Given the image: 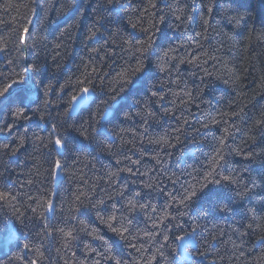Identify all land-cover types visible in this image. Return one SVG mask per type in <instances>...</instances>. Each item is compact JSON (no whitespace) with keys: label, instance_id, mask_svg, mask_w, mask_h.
I'll list each match as a JSON object with an SVG mask.
<instances>
[{"label":"trees","instance_id":"1","mask_svg":"<svg viewBox=\"0 0 264 264\" xmlns=\"http://www.w3.org/2000/svg\"><path fill=\"white\" fill-rule=\"evenodd\" d=\"M149 2L0 0V46L7 44L0 52V73L7 76L14 68L27 77L25 83L10 89V96L0 97V128L12 126L10 132H0V188L19 194L10 204H0V264H29L37 248L44 253L40 264H94L95 260L114 264L89 252L85 244L101 253L111 247L112 254L127 264H139L141 257L153 255V264H170L173 252L180 256L189 241L191 260L180 259L176 264H264V244L257 243L264 235V123L256 124L264 120V0H151L155 8ZM6 3L12 7L5 10ZM193 7L196 12L191 11ZM176 15L184 19L178 21ZM189 15L194 17L191 24L186 19ZM234 17L240 18L239 23ZM205 19L207 26L202 24ZM130 23H138L137 29ZM23 27L30 34L26 50L17 42V30ZM133 31L145 45L151 44L145 69L134 75L139 57L123 44ZM168 48L177 49L172 55L185 63L170 61L165 65L169 71H160L153 52ZM30 65L35 70L24 73L23 68ZM125 70L130 83L118 75ZM88 74L91 101L72 114L69 101L78 90L76 82ZM0 82L9 81L0 78ZM160 85L164 101L151 96ZM181 99L186 105H181ZM18 109L27 119L12 115ZM176 117L181 118L179 122ZM185 119L188 125L183 124ZM53 123L67 139L66 148L59 150L62 168L58 173L52 171L58 150L49 143L54 139L50 136ZM204 124L209 127L203 128ZM177 127L183 131L175 132ZM37 137L43 138V144ZM158 138L174 146L148 143ZM221 138H225V161L217 168L216 178L238 177L249 189L244 195L232 190L244 192L237 185H209L205 195L181 209L185 215L172 207L176 218L164 220L158 229L138 214L141 239L131 242L143 243L142 253L129 248L102 222L101 218L107 220L113 214V205L121 209L135 192L141 193L137 198L141 203L161 208L168 198L160 189L178 193L195 183L194 177L202 179ZM5 144L7 149L2 147ZM16 149V155H11ZM248 153L251 158L245 159ZM214 193L223 197L220 208L226 206L225 210L210 202ZM49 199L55 206L51 213L41 207ZM100 200L103 205L98 204ZM162 217V212L155 214L158 220ZM45 224L53 229L51 235H46ZM55 229L71 231L76 239L67 240ZM144 230L167 234L170 240L167 244L162 236L149 240L143 237ZM177 235L185 239L176 240Z\"/></svg>","mask_w":264,"mask_h":264},{"label":"snow or ice","instance_id":"2","mask_svg":"<svg viewBox=\"0 0 264 264\" xmlns=\"http://www.w3.org/2000/svg\"><path fill=\"white\" fill-rule=\"evenodd\" d=\"M109 3H112V0H108ZM118 2V0H117ZM149 6L151 8H155L156 4L155 3H151V0L149 2ZM12 5L10 3H6L5 4V10H7L8 8H11ZM123 7V6H121ZM144 11H147V8L144 9ZM179 11H183L182 9H180ZM192 12H196V8L193 7L191 9ZM208 12L211 13L212 12V8L209 7L208 8ZM161 21H163V17L160 18ZM176 19L178 21H181L184 19V17H182L181 15H176ZM187 21L189 24L192 23L194 17L189 15L186 17ZM237 23H239V19L238 17H234L233 18ZM0 23H3V21H0ZM202 24L204 26H207L209 24L208 20H202ZM130 26L133 30L137 29L138 27V23H130ZM154 26V25H153ZM19 35H18V45L23 48V49H27L28 47H30V45L28 44V39L30 38V34L28 33V29L27 27H23L21 29L17 30ZM141 32H148L149 29L147 28H140ZM197 36H200L201 33H196ZM3 38L0 37V40H2ZM151 39V37H149V40ZM124 45H127V51L130 52V54L134 57L138 56L139 58L137 59V64L138 67L134 68L132 70V74L134 75L135 73H139L142 72L145 69V65H144V59L147 58L146 54L148 53L149 48L151 47V44L145 45V43L143 41H141L137 36H136V32L133 31L131 33H129L128 38L125 39L123 41ZM182 47V46H181ZM7 48V44L4 43L3 46H0V52H4ZM177 49L175 48H168L167 50H164L162 53H155L153 52V55L157 56V67L160 69V71H164L167 72L169 71L168 68H165V65L168 64L170 61H174V60H178V62L180 64L185 63V61L183 59H179L177 56L172 55V53L176 52ZM9 65L13 64V61L9 60L8 61ZM32 68L33 70H35V66L34 65H30V66H25L23 68V72L24 73H28L29 69ZM92 72H96V69L93 68ZM13 74L17 77L16 79H13ZM91 74H88L85 76V78L83 80H77V86H78V90L76 92V94L72 95L71 100L69 101V103L72 105V108L69 109V111L75 110V108L77 106L80 105H84L87 104L89 101V95L91 93V91L93 90L91 87H89L88 85L91 84V79L89 78ZM122 80H124L126 83H130L131 81L126 80L125 78L129 75L128 71L125 70L121 73L118 74ZM0 78H3L9 82L3 83L0 82V97H4L6 98V94L8 96L11 95L10 89H13L14 85L17 84H23L26 82L27 77L26 76H22L20 75V73L15 72V69L13 68L12 73L8 74L7 76H5L4 73H0ZM163 85H160V87L156 90L153 91L151 93V96L153 97H157L159 101H164L165 100V96L161 95L160 92L163 91ZM61 91H63V86H61ZM171 91V90H170ZM47 94V93H46ZM172 95L177 96V93H172ZM187 95L191 98V93H187ZM47 101H45V105H47ZM169 103L171 104H175V101H169ZM181 105H186L187 101H184L181 99L180 101ZM168 114V109H165V115ZM12 115L16 118V119H20V118H25L27 119V117L25 116L24 112L21 110H16L15 112L12 113ZM107 115V112L105 111L104 114L101 115V119H103L105 116ZM149 115H153L152 113H149ZM91 114H90V119H91ZM177 121H180V117H176ZM145 123H147V121H145ZM264 123V120H257L256 124L260 125ZM183 124L184 125H188L189 121L188 120H183ZM11 125H5L4 128H0V132L5 131V129H7L9 132L11 131ZM203 128H208L209 125L204 124L202 125ZM82 129V126H81ZM67 130V129H65ZM195 131H199V129H194ZM81 136H84V131L83 130H78ZM175 132L180 133L183 131V128L181 127H177L176 129H174ZM226 133L228 132V129L226 128L224 130ZM50 136L54 137V139H50L49 143L53 144L54 147L58 150L57 151V159H55L54 163H53V167H52V171L53 173H58L61 168H62V164H61V159L59 158L62 153L59 151L60 149H65L67 146V139L66 137H64L61 132L60 129L58 128V126L53 123L51 125V132H50ZM87 138V137H85ZM37 140H39L42 144H43V138L42 137H37ZM177 140H179V136L176 137ZM149 144H156V145H168V146H174L170 144V141L168 139L165 138H158L155 140H149L148 141ZM2 147L4 149L8 148V145H2ZM44 147L47 148L48 145L44 144ZM224 148H225V138H221L219 140V146L215 148V150L213 151L210 160H209V170L203 175L202 179H196L195 177L193 178L195 180V183H189L186 187H183V190L180 192H165L164 189H160L161 193L166 195L168 198V202H166L161 208H158L157 206L153 205L151 202H147V203H141L139 199L141 196L140 192H135L132 196L131 199H128L126 204L123 205V207L121 209H116V206L113 205V214H110L107 217V220H104L103 218H101L103 223H106L108 228L113 232L116 233L121 240L125 241L127 243V246L129 248L134 249L136 252H143L144 249V244L143 243H139V246L136 243H132V239H136L139 240L141 239V237L137 236V233L140 231V229L137 227V224L139 223V220H137V215L138 214H142L143 215V219L145 221H152L151 224V228L152 229H158L161 224L163 223L164 220H172L175 219L176 217L172 215L170 209L172 207H176L177 209V213L178 215H185L186 213L181 211V209H187L189 208L196 200H198L200 198L201 195H205V189L209 188V185H219V184H226L229 187H231L232 185H237L240 187L244 188V192H241L238 190V188H233L232 190L236 192V194L238 196H242L245 194L246 191H249V189H247L246 186L241 185V181L238 177L232 176V175H223L220 176L219 179L216 178V176L218 175L217 173V168L221 166L222 162L225 161V156H224ZM16 151H18V149L13 150L11 152V155H16ZM233 151H237V154H240L238 150L233 149ZM245 155V159H250L251 158V154H244ZM159 163V161H157ZM117 163H119V161H117ZM134 164L139 163V160L137 161H133ZM124 169H122L121 171H123ZM126 171H128L129 173L135 174L133 173L131 168L126 169ZM115 175V174H113ZM173 184L176 183L175 180L171 181ZM197 185H199V187H197ZM146 187H153V185L148 184L145 185ZM21 187H23V185H21ZM18 193H15L13 191L10 190H4L2 188H0V204H10L12 201L17 200L18 197ZM83 195V194H81ZM119 196L123 197L124 193L120 192L118 193ZM29 199H32L31 197H29ZM77 200H80V196L77 195L76 196ZM109 199H112L111 196H109ZM223 197L218 194V193H214L211 196V200L210 202H214L215 206L217 208H220V205L222 203ZM99 205H103L104 201L100 200L98 201ZM30 207V206H29ZM41 207H43L45 209V212L47 213H51L54 211V204L52 202L51 199L46 200L44 202V204L41 205ZM93 208L97 207V204H93L92 205ZM225 208H220L221 211L225 210ZM33 213L36 212L35 208L31 209ZM201 211H203V207L200 208ZM77 211H79V209H77ZM255 211V210H253ZM119 212V215H116L115 213ZM158 212H162L163 213V217L161 220H158L155 218V214H157ZM45 219H47V217H45ZM118 225V226H117ZM177 227H180L179 225H177ZM249 228L252 227L251 224L248 225ZM45 228V233L46 235H51L53 229L51 228L50 225L45 224L44 225ZM257 228H259V225H257ZM56 231H59L61 233L64 234L65 238L67 240H74L76 239L75 236H73V233L71 231L68 232H64V229H55ZM167 231H171L170 229H168ZM195 231V229H193V232ZM89 235H91V233H88ZM186 235H191V233H186ZM247 235V233H241V236ZM157 236H162L164 243L167 244L168 241L170 240V236L167 234H163L160 233L159 231H150V230H144L143 231V237H147L149 240H153L155 239V237ZM95 240H102L103 238L100 236H93L92 237ZM176 240H181L183 241L185 239V236L182 235H177L175 236ZM105 244H107V241L104 242ZM257 243L260 244H264V235L259 236ZM192 245V242L189 241L187 244L183 245V254L182 256H177L175 252H173L172 256L173 259L171 260L170 264H176L177 260L180 259H184V260H191L192 256L191 253L189 252V247ZM25 248H28L29 245L25 244L24 245ZM67 247V244H66ZM85 248L88 249L89 252H96V254L98 256L101 257V259L106 260V261H114V264H127L126 261L122 260L121 258H118L117 256L112 254V248L108 247L106 249V252L101 253L98 252L95 248H90L88 244L84 245ZM164 245H161V248H163ZM157 251L159 252V254L163 257L164 253L162 251H160V249H157ZM35 253H36V258L31 259L29 261V264H40V261L42 259H44V253L40 251L39 248L35 249ZM199 255L204 256V253H199ZM167 259V258H166ZM156 260V256L153 255L150 258H143L141 257V261L139 262V264H153V262ZM65 264H67V261H65ZM94 264H101L100 260H95ZM133 264H136V262H133Z\"/></svg>","mask_w":264,"mask_h":264},{"label":"water","instance_id":"3","mask_svg":"<svg viewBox=\"0 0 264 264\" xmlns=\"http://www.w3.org/2000/svg\"><path fill=\"white\" fill-rule=\"evenodd\" d=\"M37 5H38V1H37ZM90 101H91V95H89V101H88V103L87 104H84V105L77 106L75 108V110L73 111V114L78 113V111L81 110L83 107L87 106L90 103Z\"/></svg>","mask_w":264,"mask_h":264},{"label":"rangeland","instance_id":"4","mask_svg":"<svg viewBox=\"0 0 264 264\" xmlns=\"http://www.w3.org/2000/svg\"><path fill=\"white\" fill-rule=\"evenodd\" d=\"M189 239H191V238H189ZM189 239H188V241H189ZM182 254H183V248L181 249V255L180 256H182Z\"/></svg>","mask_w":264,"mask_h":264},{"label":"bare ground","instance_id":"5","mask_svg":"<svg viewBox=\"0 0 264 264\" xmlns=\"http://www.w3.org/2000/svg\"><path fill=\"white\" fill-rule=\"evenodd\" d=\"M90 95H91V94H90ZM91 97H92V95H91ZM85 107H86V106H85ZM83 108H84V107H83ZM73 111H74V110H73ZM79 111H80V110H79ZM79 111H78V112H79ZM72 114H73V112H72Z\"/></svg>","mask_w":264,"mask_h":264}]
</instances>
